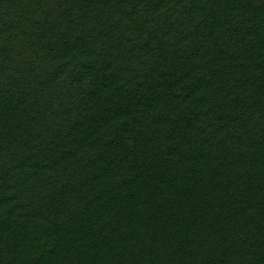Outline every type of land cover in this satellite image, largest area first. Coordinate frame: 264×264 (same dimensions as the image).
I'll return each mask as SVG.
<instances>
[{"label":"trees","instance_id":"obj_1","mask_svg":"<svg viewBox=\"0 0 264 264\" xmlns=\"http://www.w3.org/2000/svg\"><path fill=\"white\" fill-rule=\"evenodd\" d=\"M0 264H264V0H0Z\"/></svg>","mask_w":264,"mask_h":264}]
</instances>
